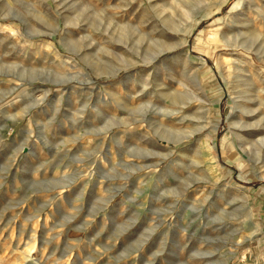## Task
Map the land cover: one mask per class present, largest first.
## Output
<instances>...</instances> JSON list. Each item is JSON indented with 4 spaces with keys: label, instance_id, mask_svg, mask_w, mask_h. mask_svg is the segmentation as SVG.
<instances>
[{
    "label": "rangeland",
    "instance_id": "rangeland-1",
    "mask_svg": "<svg viewBox=\"0 0 264 264\" xmlns=\"http://www.w3.org/2000/svg\"><path fill=\"white\" fill-rule=\"evenodd\" d=\"M0 264H264V0H0Z\"/></svg>",
    "mask_w": 264,
    "mask_h": 264
},
{
    "label": "bare ground",
    "instance_id": "bare-ground-1",
    "mask_svg": "<svg viewBox=\"0 0 264 264\" xmlns=\"http://www.w3.org/2000/svg\"><path fill=\"white\" fill-rule=\"evenodd\" d=\"M206 156H207V154H206Z\"/></svg>",
    "mask_w": 264,
    "mask_h": 264
}]
</instances>
